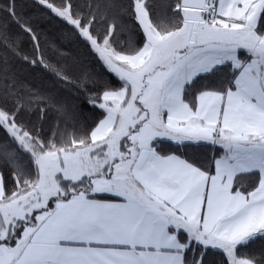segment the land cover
I'll return each instance as SVG.
<instances>
[{
  "label": "snow or ice",
  "instance_id": "6c2138e0",
  "mask_svg": "<svg viewBox=\"0 0 264 264\" xmlns=\"http://www.w3.org/2000/svg\"><path fill=\"white\" fill-rule=\"evenodd\" d=\"M258 241L264 0H0V264H264Z\"/></svg>",
  "mask_w": 264,
  "mask_h": 264
},
{
  "label": "trees",
  "instance_id": "16d2710c",
  "mask_svg": "<svg viewBox=\"0 0 264 264\" xmlns=\"http://www.w3.org/2000/svg\"><path fill=\"white\" fill-rule=\"evenodd\" d=\"M27 11H31V9H26ZM133 38L139 42L140 37L133 35ZM83 51V49H81ZM84 71L89 72L92 76L97 78H103L107 80H112V77L106 73L99 64L96 63L94 57L86 56L85 57V67ZM79 71L75 73V75L79 76ZM114 82V81H112ZM190 155L195 156L199 159H204L207 156H210L212 153L208 149H188L187 150ZM254 250L259 251L261 248H264V241H258L254 246Z\"/></svg>",
  "mask_w": 264,
  "mask_h": 264
}]
</instances>
